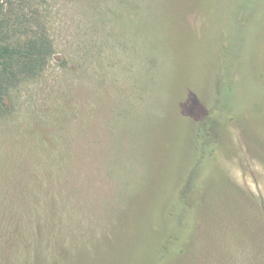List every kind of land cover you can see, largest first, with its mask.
<instances>
[{
  "label": "rangeland",
  "instance_id": "rangeland-1",
  "mask_svg": "<svg viewBox=\"0 0 264 264\" xmlns=\"http://www.w3.org/2000/svg\"><path fill=\"white\" fill-rule=\"evenodd\" d=\"M248 1L44 0L53 52L0 116V264H149L224 61L233 119L168 264H264V0Z\"/></svg>",
  "mask_w": 264,
  "mask_h": 264
},
{
  "label": "trees",
  "instance_id": "trees-1",
  "mask_svg": "<svg viewBox=\"0 0 264 264\" xmlns=\"http://www.w3.org/2000/svg\"><path fill=\"white\" fill-rule=\"evenodd\" d=\"M44 0H0V116L11 111L13 91L40 75L53 52V43L42 12ZM249 4L247 0L246 5ZM255 14L259 10L255 9ZM246 12L241 15L247 16ZM251 18L252 28L256 15ZM213 94L204 100L200 116H192L191 162L179 179L174 198L162 210L149 264H168L184 251L198 225L202 193L219 147L217 129L233 119L231 97L238 79L232 63L224 61ZM188 98L191 96L187 92ZM224 181V179H222ZM176 192V193H175Z\"/></svg>",
  "mask_w": 264,
  "mask_h": 264
}]
</instances>
